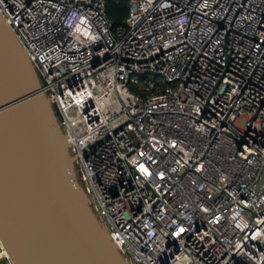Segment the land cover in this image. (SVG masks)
I'll use <instances>...</instances> for the list:
<instances>
[{"label": "built area", "instance_id": "1", "mask_svg": "<svg viewBox=\"0 0 264 264\" xmlns=\"http://www.w3.org/2000/svg\"><path fill=\"white\" fill-rule=\"evenodd\" d=\"M126 7L0 0L91 212L126 264H264V0Z\"/></svg>", "mask_w": 264, "mask_h": 264}, {"label": "water", "instance_id": "2", "mask_svg": "<svg viewBox=\"0 0 264 264\" xmlns=\"http://www.w3.org/2000/svg\"><path fill=\"white\" fill-rule=\"evenodd\" d=\"M72 164L38 76L0 16V241L13 264H126Z\"/></svg>", "mask_w": 264, "mask_h": 264}, {"label": "trees", "instance_id": "3", "mask_svg": "<svg viewBox=\"0 0 264 264\" xmlns=\"http://www.w3.org/2000/svg\"><path fill=\"white\" fill-rule=\"evenodd\" d=\"M108 19L114 26L120 25L127 17L126 0H105Z\"/></svg>", "mask_w": 264, "mask_h": 264}, {"label": "bare ground", "instance_id": "4", "mask_svg": "<svg viewBox=\"0 0 264 264\" xmlns=\"http://www.w3.org/2000/svg\"><path fill=\"white\" fill-rule=\"evenodd\" d=\"M8 258V254L6 250L3 248L2 243L0 241V259Z\"/></svg>", "mask_w": 264, "mask_h": 264}, {"label": "rangeland", "instance_id": "5", "mask_svg": "<svg viewBox=\"0 0 264 264\" xmlns=\"http://www.w3.org/2000/svg\"><path fill=\"white\" fill-rule=\"evenodd\" d=\"M41 82L39 81V84H40ZM52 108H53V110H54V114H55V117H56V121H57V123L59 122V118H58V114H57V112H56V110H55V108L52 106ZM239 125L241 126V125H243V120H240V122H239ZM75 168H76V166H75ZM0 264H4L2 261H0Z\"/></svg>", "mask_w": 264, "mask_h": 264}]
</instances>
